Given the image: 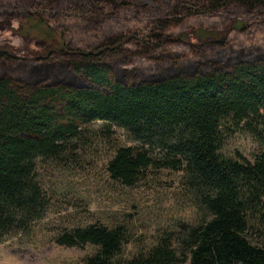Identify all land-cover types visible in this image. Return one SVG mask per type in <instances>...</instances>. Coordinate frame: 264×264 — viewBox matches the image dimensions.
Segmentation results:
<instances>
[{
  "label": "trees",
  "instance_id": "16d2710c",
  "mask_svg": "<svg viewBox=\"0 0 264 264\" xmlns=\"http://www.w3.org/2000/svg\"><path fill=\"white\" fill-rule=\"evenodd\" d=\"M151 1L0 0V23L32 22L36 39L0 49V243L46 212L36 160L104 121L144 145L117 152L114 181L133 187L154 165L145 147H156L186 172L208 218L178 247L165 238L127 260L122 227L79 228L61 246L97 248L84 264H264L251 232L264 229V151L253 163L222 154L229 123L264 145V0ZM67 20L100 30L101 48L56 38L48 24Z\"/></svg>",
  "mask_w": 264,
  "mask_h": 264
},
{
  "label": "rangeland",
  "instance_id": "374dc122",
  "mask_svg": "<svg viewBox=\"0 0 264 264\" xmlns=\"http://www.w3.org/2000/svg\"><path fill=\"white\" fill-rule=\"evenodd\" d=\"M154 6L151 0H136ZM150 22V21H148ZM33 23L24 20L0 23V49L5 44L25 48L35 38L28 34ZM55 37L76 50L101 48L102 32L78 27L74 20L48 24ZM143 26V27H142ZM145 37L149 28L139 25ZM37 34V32H35ZM222 154L254 162L264 151L261 140L229 123L224 130ZM144 148L133 135L104 121L81 128L62 144V149L35 162L38 181L46 197L43 217L24 231L0 243V264H84L97 253L94 246L68 248L58 239L79 228L104 226L127 231L121 258H133L157 247L162 239L181 237L208 218L185 171L171 165V158L156 147H145L154 165L144 171L133 187L114 181L110 162L123 148ZM169 159V160H168ZM252 240L264 245V229H252Z\"/></svg>",
  "mask_w": 264,
  "mask_h": 264
}]
</instances>
